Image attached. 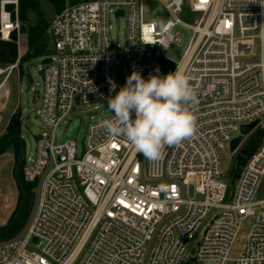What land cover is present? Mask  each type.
Wrapping results in <instances>:
<instances>
[{
  "label": "built area",
  "instance_id": "obj_1",
  "mask_svg": "<svg viewBox=\"0 0 264 264\" xmlns=\"http://www.w3.org/2000/svg\"><path fill=\"white\" fill-rule=\"evenodd\" d=\"M145 1H66L54 13L37 110L43 131L21 167L23 181L39 187L36 210L22 238L0 244V264H264V0H192L191 11L201 14L193 27L178 18L181 0H151L166 13L160 22L148 19ZM16 4L0 1L2 40L18 30ZM111 15L126 20L120 53ZM178 25L193 35L174 62L164 52L181 43L172 32ZM160 62L191 75L198 130L160 159H146L147 173L142 154L103 126L112 115L88 121L80 143H57L74 107L97 109L125 86L124 71L126 79L138 71L147 80L160 74ZM255 121L249 134H263L250 155L241 154L228 185L220 154L232 133ZM246 222L242 248L230 259Z\"/></svg>",
  "mask_w": 264,
  "mask_h": 264
},
{
  "label": "rangeland",
  "instance_id": "obj_2",
  "mask_svg": "<svg viewBox=\"0 0 264 264\" xmlns=\"http://www.w3.org/2000/svg\"><path fill=\"white\" fill-rule=\"evenodd\" d=\"M1 1V0H0ZM16 7L12 8L13 15L17 17L19 0H16ZM39 3L40 11L42 13V21L44 24L49 26L50 21L52 20L55 10L52 2L50 0H35ZM192 0H181L182 11L178 14V18L186 25L195 26L201 16L198 12H193L190 9V3ZM65 4V3H64ZM63 4V6H64ZM146 11L147 17L149 20L155 19L158 22L161 20L167 19L166 13L164 12L163 7L151 0H146ZM29 24L34 25L38 20V15L29 11L28 14ZM20 24V23H19ZM110 25H111V38L113 41V46L115 50H120L123 47L125 39V26L126 20L124 18H115L114 15L110 16ZM47 30V29H46ZM174 34H177L181 37V43L172 44L165 52L164 56L172 59L174 62H178L193 35L191 29L178 25L173 31ZM44 40L46 41V52L45 55L32 57L22 64L21 68L18 67L13 69L9 74L6 73L0 75V82L6 78L4 84V102L3 106L5 108L4 115L1 116L0 121V137L5 134V126L10 120V117L13 113L20 114V139L23 142L24 146V160L27 161L30 156L34 153L35 142L37 137L42 133V126L40 125L37 117V110L39 105L40 95L42 93L43 83H42V73L41 69L44 66L46 57L51 54V45L46 37V31L44 32ZM10 39V36H9ZM5 41L0 37V42ZM9 41V40H6ZM19 45L24 47L26 46L25 36L21 35L18 39ZM28 52L27 51L25 54ZM25 54L17 60L25 56ZM260 48L259 42L255 43V56L259 57ZM16 60V62H17ZM16 62L14 64H16ZM9 66H1L0 69H5ZM22 71V75H21ZM30 76L32 83L27 82V76ZM126 83V71L123 72V79L121 83ZM0 93H2V87L0 88ZM1 95V94H0ZM1 99V97H0ZM108 101L102 103L97 109L94 108H84L82 106L74 107L72 112L65 119V122L61 123L56 131V141L57 143H62L66 140H76L78 143L82 140L86 131V124L90 120H100L107 118L112 115V113L107 109ZM264 121V117L261 119ZM4 129V130H3ZM260 129H256L253 133L245 137L243 141V146L236 153H231L229 144L225 146L223 152H221V164L223 171L225 173V181L230 185V175L233 173L236 162H241L244 149L248 148L257 137V133H261ZM240 135V132L232 133L231 138H236ZM261 136V135H260ZM16 157L13 152L12 147L10 146L3 154L0 155V227L4 226L9 218L14 214L18 203H19V190L15 181V167H16ZM142 173H147L148 163L146 158H143L140 163ZM38 186H34L31 192V195L26 199V204L24 207L23 215L20 221L22 228L19 233L13 239L22 238L27 229L29 228L37 204V194ZM192 191V188H189V192ZM22 198V197H21ZM21 203V202H20ZM19 226V227H20ZM248 222H246L241 229L235 244L230 252V259H235L238 257V254L242 248V245L245 241L247 231H248ZM17 231V230H16ZM1 237L6 238L9 237ZM199 238V231L195 234L193 240L188 246V250L192 251L195 243ZM230 264V263H229Z\"/></svg>",
  "mask_w": 264,
  "mask_h": 264
},
{
  "label": "clouds",
  "instance_id": "obj_3",
  "mask_svg": "<svg viewBox=\"0 0 264 264\" xmlns=\"http://www.w3.org/2000/svg\"><path fill=\"white\" fill-rule=\"evenodd\" d=\"M191 80L178 66L174 72L151 75L147 80L133 71L125 86L109 97L107 109L112 116L103 126L109 135L124 137L144 158L160 159L167 147L180 144L198 130L195 106L199 100Z\"/></svg>",
  "mask_w": 264,
  "mask_h": 264
},
{
  "label": "trees",
  "instance_id": "obj_4",
  "mask_svg": "<svg viewBox=\"0 0 264 264\" xmlns=\"http://www.w3.org/2000/svg\"><path fill=\"white\" fill-rule=\"evenodd\" d=\"M50 1L52 2L53 6H54L55 13H57L61 10V8L63 7V4L66 1L73 3L76 0H50ZM29 11H33L38 15L39 20L34 25L29 24V22H28L27 14ZM13 19H14V15H13ZM17 21L20 24L25 25L26 31H27L26 36H27L28 52L21 59V61H19V67L21 68L22 64L27 62V60L31 59L32 57L45 55L46 41L44 40L43 35L47 29V26L42 21V13L40 11L39 3L35 0H19ZM6 35H7V33L3 34V37H6ZM16 60H17V32L13 31L10 34L9 41H1L0 42V65L1 66L13 65L16 62ZM160 68H161V72L159 75H167L169 72H171L172 65H170L169 63H166V62H160ZM21 75H22V71H21ZM262 134H263V131H261L260 134H259V132L257 133V137L254 140V142L252 143V145H250L248 148L244 149L242 155L248 156L257 148L258 142H259ZM12 136L20 137V114H18V113L11 116V118L8 122V125L5 128V134L2 137H0V147H2L4 142ZM10 146L13 149V152L15 154L16 161H17L19 154H20L21 145H20L19 141L16 139L12 140L10 142V144L8 145V147L3 152L0 153V155L3 154ZM19 179H20V181L23 185V188L25 190L26 199H28L31 195L32 190H33V186L26 184L23 181L22 176H21V168L19 171ZM18 190H19V188H18ZM19 192H20V190H19ZM21 197L22 196H21V192H20L19 193V203H18V206H17L14 214L9 218L8 222L4 226L0 227V230L6 229L9 226L12 219L15 217V215L19 209L20 202L22 200ZM23 211H22L19 219L17 220V222L13 226V228L8 232V234L1 236V237L11 235L19 228V226L21 224L20 221H22L21 218L23 215Z\"/></svg>",
  "mask_w": 264,
  "mask_h": 264
},
{
  "label": "water",
  "instance_id": "obj_5",
  "mask_svg": "<svg viewBox=\"0 0 264 264\" xmlns=\"http://www.w3.org/2000/svg\"><path fill=\"white\" fill-rule=\"evenodd\" d=\"M120 14H121V12H120ZM26 32L27 31H26L25 25L19 24L18 25L17 34L18 35H26ZM120 70H121V66L119 65L118 66V72H120ZM27 82L29 84L32 83V79H31V77L29 75L27 76ZM76 102H78L77 98H76ZM257 124H258V121H255V122L251 123L250 125L241 127V135L239 137L235 138L230 144V151L231 152H233L238 147V145L241 143V141L243 139V136L248 135L256 127ZM15 139L18 140L20 145H21V150H20V154H19V157H18V160H17V163H16L15 174L14 175H15L16 184H17V186H18V188L20 189V192H21L22 200H21L19 209H18L15 217L10 222L9 226L6 229H4V230H0V244L12 240L19 233L20 229L22 228V225L17 229V231H15L9 237L1 238V236H4V235L8 234V232L13 228V226L15 225L17 220L19 219V217H20V215H21V213H22V211H23V209L25 207V203H26V193H25L23 185H22V183H21V181L19 179V171H20V168L22 166L23 157H24V146H23V142L20 139V137L12 136V137L8 138L4 142L2 147H0V153L3 152L8 147L10 142L12 140H15Z\"/></svg>",
  "mask_w": 264,
  "mask_h": 264
},
{
  "label": "crops",
  "instance_id": "obj_6",
  "mask_svg": "<svg viewBox=\"0 0 264 264\" xmlns=\"http://www.w3.org/2000/svg\"><path fill=\"white\" fill-rule=\"evenodd\" d=\"M20 36L21 35H18L17 34V55H18V59H20L24 54H25V52L27 51V36L26 35H24L25 36V40H26V46H24V47H22V46H20L19 45V42H18V39L20 38ZM17 62H18V64H19V60H17ZM5 81H6V78H4L1 82H0V88L2 87V93H0L1 95H0V97H1V99H0V121H1V116H3L4 115V111H5V108H4V106H3V102H4V84H5ZM14 114H16V113H13L12 115H14ZM11 115V116H12ZM11 118V117H10ZM9 122V121H8ZM8 125V123L6 124V126ZM6 126H5V128H6ZM4 128V129H5ZM3 129V130H4Z\"/></svg>",
  "mask_w": 264,
  "mask_h": 264
},
{
  "label": "bare ground",
  "instance_id": "obj_7",
  "mask_svg": "<svg viewBox=\"0 0 264 264\" xmlns=\"http://www.w3.org/2000/svg\"><path fill=\"white\" fill-rule=\"evenodd\" d=\"M7 33V31L6 30H3V34H6Z\"/></svg>",
  "mask_w": 264,
  "mask_h": 264
},
{
  "label": "flooded vegetation",
  "instance_id": "obj_8",
  "mask_svg": "<svg viewBox=\"0 0 264 264\" xmlns=\"http://www.w3.org/2000/svg\"><path fill=\"white\" fill-rule=\"evenodd\" d=\"M26 204V203H25Z\"/></svg>",
  "mask_w": 264,
  "mask_h": 264
}]
</instances>
